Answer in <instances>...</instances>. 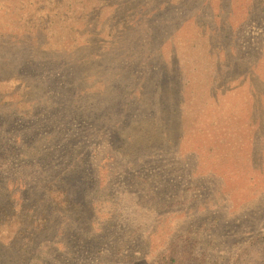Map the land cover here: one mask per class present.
<instances>
[{
    "label": "rangeland",
    "instance_id": "1",
    "mask_svg": "<svg viewBox=\"0 0 264 264\" xmlns=\"http://www.w3.org/2000/svg\"><path fill=\"white\" fill-rule=\"evenodd\" d=\"M0 80V264L255 261L264 0H0Z\"/></svg>",
    "mask_w": 264,
    "mask_h": 264
},
{
    "label": "trees",
    "instance_id": "2",
    "mask_svg": "<svg viewBox=\"0 0 264 264\" xmlns=\"http://www.w3.org/2000/svg\"><path fill=\"white\" fill-rule=\"evenodd\" d=\"M76 70V69H74ZM1 81V80H0ZM8 81V80H4ZM2 84H0V88H2ZM22 90H19L18 94H21ZM6 207L0 206V215L5 214ZM250 247H253L254 249L260 248L257 251V257L253 263L248 264H264V234L259 236L258 238H255L250 242ZM246 250V249H245ZM241 251L235 261V264H240L242 256L244 255ZM250 250V249H247ZM190 253L184 250L182 246L176 242H172L169 247L166 249V251L159 257L156 264H186L189 260Z\"/></svg>",
    "mask_w": 264,
    "mask_h": 264
}]
</instances>
